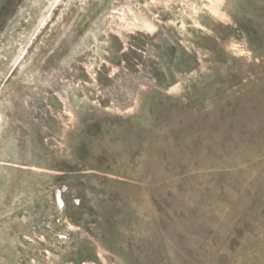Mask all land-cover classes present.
I'll return each mask as SVG.
<instances>
[{
    "label": "rangeland",
    "instance_id": "1",
    "mask_svg": "<svg viewBox=\"0 0 264 264\" xmlns=\"http://www.w3.org/2000/svg\"><path fill=\"white\" fill-rule=\"evenodd\" d=\"M0 264H264V0H11Z\"/></svg>",
    "mask_w": 264,
    "mask_h": 264
},
{
    "label": "water",
    "instance_id": "2",
    "mask_svg": "<svg viewBox=\"0 0 264 264\" xmlns=\"http://www.w3.org/2000/svg\"><path fill=\"white\" fill-rule=\"evenodd\" d=\"M11 0H0V15Z\"/></svg>",
    "mask_w": 264,
    "mask_h": 264
}]
</instances>
